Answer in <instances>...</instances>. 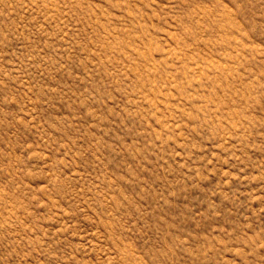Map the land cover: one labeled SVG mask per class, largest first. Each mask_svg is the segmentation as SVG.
<instances>
[{"label": "rangeland", "instance_id": "374dc122", "mask_svg": "<svg viewBox=\"0 0 264 264\" xmlns=\"http://www.w3.org/2000/svg\"><path fill=\"white\" fill-rule=\"evenodd\" d=\"M0 264H264V0H0Z\"/></svg>", "mask_w": 264, "mask_h": 264}]
</instances>
